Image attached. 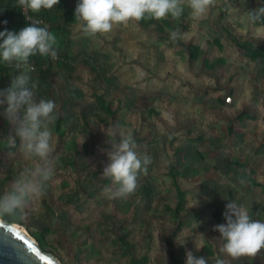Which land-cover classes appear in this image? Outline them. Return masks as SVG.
<instances>
[{
    "label": "rangeland",
    "instance_id": "374dc122",
    "mask_svg": "<svg viewBox=\"0 0 264 264\" xmlns=\"http://www.w3.org/2000/svg\"><path fill=\"white\" fill-rule=\"evenodd\" d=\"M251 3L257 1L217 0L199 20L185 7L170 25L130 21L95 37L83 35L79 20L57 17L61 27L50 32L58 40V58H29L36 63L30 75L39 82L37 98L57 106L52 175L46 195L21 223L63 264H170V252L182 250L179 243L198 256L202 243L214 249L220 234L213 229L225 223L228 201L264 221V187L243 178L248 172L264 183V52L249 57L228 34L264 45V24L247 20ZM175 29L182 38L173 42ZM190 43L200 47L196 59H190ZM17 72L0 63V90ZM95 93L110 102L113 115ZM5 108L0 141L11 132ZM113 130L117 139L131 133L138 154L152 161L126 200L109 198L105 189L115 186L100 175ZM31 166L18 148L0 142V191ZM172 172L183 191L179 217ZM256 262L264 264V256Z\"/></svg>",
    "mask_w": 264,
    "mask_h": 264
},
{
    "label": "clouds",
    "instance_id": "9594fccd",
    "mask_svg": "<svg viewBox=\"0 0 264 264\" xmlns=\"http://www.w3.org/2000/svg\"><path fill=\"white\" fill-rule=\"evenodd\" d=\"M17 3L23 11L39 13L42 9H52L59 0H17ZM216 3L217 0H78L74 18L81 22L84 36L95 37L110 33L114 26H126L130 21L169 17L179 20L185 7L193 19L199 20L206 17ZM28 20L29 26L19 32L0 31V63L18 70L12 76L10 86L0 90V105H6L4 116L11 125V132L0 142L9 149L18 148L24 158L32 162L31 167L19 170L0 191V223L5 222V217L24 219L33 202L46 195V184L52 175L50 165L55 152L53 125L57 119V106L51 99L37 98L39 82L30 75L35 69L29 58L39 54L56 60L58 40L47 25L38 26L43 21L33 20L31 16ZM247 20L251 25L264 22V5L247 11ZM169 38L175 42L182 34L175 29ZM112 135L115 142L108 140L107 163L100 175L115 186L105 189L109 198L126 200L137 192L139 177L147 175V166L152 161L149 156L138 154L131 133L117 139L113 130ZM240 183L244 181L240 180ZM223 217L225 223L215 225L213 229L222 241L215 264L253 259L264 250V221L253 219L247 207L228 201ZM185 256V264H208V260L196 257L192 251H187Z\"/></svg>",
    "mask_w": 264,
    "mask_h": 264
},
{
    "label": "trees",
    "instance_id": "16d2710c",
    "mask_svg": "<svg viewBox=\"0 0 264 264\" xmlns=\"http://www.w3.org/2000/svg\"><path fill=\"white\" fill-rule=\"evenodd\" d=\"M72 0H59V4L54 6L52 9L50 10H44L42 9L41 12L43 15H45L44 17H46L50 23H51V29L52 27H61L56 19L57 17L60 15L61 19L63 20L64 23H69V22H74L77 19L74 18V11L75 9H73V7H71V2ZM255 1V0H254ZM257 3H251L249 6V11H252L258 7H260L261 5H264V0H256ZM9 3L6 5L11 6L10 8H13V14L15 17V24H10V21L7 19V16L5 14L6 11H1L0 13V22H7L5 23L6 25V29L12 32H19V30L21 29V27L23 25L25 26H29L30 22L27 21L25 19V17L23 16V14L20 11V7L15 3V0H9ZM5 7V8H7ZM9 9V8H8ZM34 15H39L38 13H33ZM173 19L171 17L167 18V19H163V21L165 22L166 25H170V22ZM154 21H159V20H150V19H144L139 21L141 24L143 25H148L151 22ZM257 24H264V22H257ZM160 30H163V28H160ZM51 31V30H50ZM230 38L232 39V41L234 42V44L236 45V47L239 49V51H241L243 54L255 58L259 55V53L261 51L264 52V45H254L252 42H250L249 40L246 39H242L237 37L234 33L232 34L231 32H228ZM214 43L217 44L219 47H222L221 42L218 39L214 40ZM200 47L197 44L194 43H190L188 44V51H189V56L190 59H196L199 53ZM39 55V54H38ZM40 57V55H39ZM97 99L99 100V102L102 104V106L110 113L113 115L114 113V109L111 107L110 102L106 101L104 99V97L100 94L95 93ZM1 108V105H0ZM244 114V113H243ZM243 114L241 116H243ZM0 118H1V114H0ZM55 125L58 126L59 125V117H57L56 121H55ZM250 172H253V174L255 173L254 169H250ZM172 176H173V181L177 187V193H178V198L176 200V203L174 205V211L175 214L179 217L183 215V191L182 189L178 186L177 181H176V174L174 172H172ZM243 178L246 179V181L248 182V184L250 186H262L264 187V183L258 181L256 179L255 176L251 175L248 172H245L243 174ZM188 212H193V209L190 208L188 210ZM213 216L216 219H220L221 215L220 213H216L213 212ZM6 219L9 220H13V221H19L21 222V219H17V218H9V217H5ZM177 230L174 232V234L177 233ZM35 234V233H34ZM36 235V234H35ZM37 236V235H36ZM38 238V236H37ZM43 247V246H42ZM44 248V247H43ZM205 249V247H203ZM171 253V260H172V264H180L179 258L175 255V253L173 251L170 252Z\"/></svg>",
    "mask_w": 264,
    "mask_h": 264
},
{
    "label": "water",
    "instance_id": "95a60500",
    "mask_svg": "<svg viewBox=\"0 0 264 264\" xmlns=\"http://www.w3.org/2000/svg\"><path fill=\"white\" fill-rule=\"evenodd\" d=\"M0 264H63L19 221L0 223Z\"/></svg>",
    "mask_w": 264,
    "mask_h": 264
},
{
    "label": "crops",
    "instance_id": "0c3cea01",
    "mask_svg": "<svg viewBox=\"0 0 264 264\" xmlns=\"http://www.w3.org/2000/svg\"><path fill=\"white\" fill-rule=\"evenodd\" d=\"M8 1L9 0H1L0 1V9L2 11H6L7 14H5V15L7 16V19L10 21V24H15V22H14L15 17L13 14V11H14L13 8H10L11 6H8V7L6 6L9 3ZM5 7H7V8H5ZM1 24H3V25H1ZM0 25H1V27H3V29L1 28L0 31H4L6 29L5 23L3 21H1ZM23 27H26V26L23 25L21 27V29ZM216 242L217 243H216V245L214 244L213 250L210 249L206 244L202 243L201 248H200V252L203 256L200 254V252H199V255L197 256L196 255L197 251L196 250L193 251V249H191V246L189 244L188 245H181L182 243H179L180 246H183V247H182L181 251L179 250V252H178L179 255H178V253L177 254L175 253V255L179 258L180 264H185V260H186L185 253L187 251H192L196 257H204L206 260H208V264H215V257L217 256L218 250H219V248H217V247L221 245L222 241L220 239H218ZM203 247H205V249ZM260 254H262L264 256V251L261 250ZM220 255L223 256V254H220ZM259 255L253 259H250V260H249V258H246L247 260L243 259V261L241 263H239V260L231 261V264H258V262H256V259L259 257ZM170 258H171V253H170ZM170 264H172V260H171Z\"/></svg>",
    "mask_w": 264,
    "mask_h": 264
},
{
    "label": "built area",
    "instance_id": "2783aa9c",
    "mask_svg": "<svg viewBox=\"0 0 264 264\" xmlns=\"http://www.w3.org/2000/svg\"><path fill=\"white\" fill-rule=\"evenodd\" d=\"M15 3L18 5L17 0H15ZM1 11L2 10L0 9V13H1ZM20 11H21V13L23 14V16L25 17V19L27 21H29L28 20V17L31 16L33 20H41V21H43L42 24L38 25L39 27H43V26L47 25L48 30L49 31L51 30V23H50V21L46 17H42L41 15H34L32 12H30V11H23L21 8H20ZM41 57H43V59H45L46 62L50 58V57H44V56H41ZM44 63L45 62L42 61V64L41 65L44 66ZM30 65H32L34 68L36 67V63H31Z\"/></svg>",
    "mask_w": 264,
    "mask_h": 264
}]
</instances>
